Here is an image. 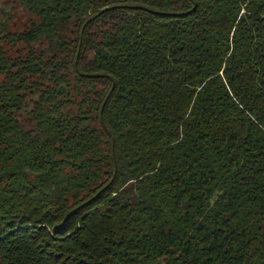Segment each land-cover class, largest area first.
<instances>
[{
    "label": "trees",
    "instance_id": "trees-1",
    "mask_svg": "<svg viewBox=\"0 0 264 264\" xmlns=\"http://www.w3.org/2000/svg\"><path fill=\"white\" fill-rule=\"evenodd\" d=\"M19 1L0 264H264V0Z\"/></svg>",
    "mask_w": 264,
    "mask_h": 264
},
{
    "label": "rangeland",
    "instance_id": "rangeland-1",
    "mask_svg": "<svg viewBox=\"0 0 264 264\" xmlns=\"http://www.w3.org/2000/svg\"><path fill=\"white\" fill-rule=\"evenodd\" d=\"M22 5L20 4L19 0H0V16L3 17V19L5 20L6 15L4 14H8L7 16H9V13H14V15H17L15 18H13L10 22H12L13 20H15V22H21L22 20H24L25 15H23L22 12ZM20 16L22 18H20Z\"/></svg>",
    "mask_w": 264,
    "mask_h": 264
}]
</instances>
